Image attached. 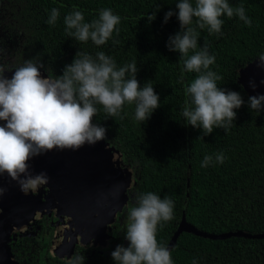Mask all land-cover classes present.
<instances>
[{
  "label": "trees",
  "instance_id": "trees-1",
  "mask_svg": "<svg viewBox=\"0 0 264 264\" xmlns=\"http://www.w3.org/2000/svg\"><path fill=\"white\" fill-rule=\"evenodd\" d=\"M176 2L0 0V47L7 49L0 62L20 66L24 60L33 59L43 63L47 75L60 76L80 50L93 57L103 51L118 67L135 61L140 86L151 81L160 107L143 123L134 118V104L124 106L123 119L107 116L99 105L93 117V123L107 129L105 140L134 172V184L127 191L125 230L128 208L134 206L138 194L150 191L174 201V218L158 226L157 240L165 246L182 216L210 233H264V111L249 109V97L240 83L241 69L264 53V0H229L233 6H244L251 27L238 17L224 16L222 35L197 29L198 48L207 42L209 54L215 56L210 70L223 78L217 81L218 86L240 93L245 101L235 110L237 118L227 132L217 128L207 136L201 129L185 125L182 116L185 87L196 74L184 71L180 53L166 46L169 37L180 31L176 15L164 23L166 12H178ZM157 7L156 18L149 23L147 15ZM52 8L60 11L55 25L46 23ZM102 8H110L121 17L118 36L114 32L102 46L67 36V14L80 10L85 22H91ZM219 153L226 157L223 164L215 162ZM205 155L213 156V162L202 167ZM115 247L114 243L102 260L96 256L95 264H115L111 257ZM170 250L174 264H264V237L210 239L183 231Z\"/></svg>",
  "mask_w": 264,
  "mask_h": 264
},
{
  "label": "clouds",
  "instance_id": "clouds-1",
  "mask_svg": "<svg viewBox=\"0 0 264 264\" xmlns=\"http://www.w3.org/2000/svg\"><path fill=\"white\" fill-rule=\"evenodd\" d=\"M178 12L165 13L164 23L176 15L180 31L170 36L168 50L179 52L184 71L195 73L194 79L185 87L182 116L185 125L202 130L203 136L214 129L231 128L237 118L235 110L245 104L241 94L223 89L217 81L223 78L210 66L215 56L209 54L207 42L198 48L200 32L221 34L224 20L238 17L251 27L252 20L241 4L233 6L229 0H178ZM159 7L147 15L151 23ZM60 16L52 8L46 21L55 25ZM121 17L110 8H102L98 18L85 22L82 11L73 10L64 17L65 31L75 41L96 46L105 45L118 36ZM118 43V41H113ZM192 52L189 55V52ZM7 49L0 47V60ZM258 67L264 68V53L256 58ZM43 63L33 59L24 60L20 66L0 62V175L7 174L19 185L25 195H35L49 183L47 172L33 175L30 161L53 150L77 151L85 144L94 146L106 139L107 129L93 123L101 106L109 117H120L126 104L135 105L134 118L146 122L153 111L160 107V97L151 81L141 87L137 79L139 71L133 61L117 66L116 61L105 52L95 57L80 50L71 64L65 65L62 75L41 76ZM12 73L11 78L5 75ZM255 89V83L250 81ZM247 105L251 111H264V95L250 96ZM126 115V113H125ZM223 153L215 155V162L223 164ZM213 162V156L205 155L202 167ZM7 189L0 187V197ZM174 218V201L153 192L140 193L134 206L128 208L125 247L117 245L111 257L115 264H174L171 250L157 240L158 226ZM83 254L65 257L64 264H84ZM195 264V262H194Z\"/></svg>",
  "mask_w": 264,
  "mask_h": 264
},
{
  "label": "rangeland",
  "instance_id": "rangeland-1",
  "mask_svg": "<svg viewBox=\"0 0 264 264\" xmlns=\"http://www.w3.org/2000/svg\"><path fill=\"white\" fill-rule=\"evenodd\" d=\"M43 71L41 68V76L46 78L47 75ZM5 75L11 78L12 73L6 72ZM3 123L5 122L0 121V124ZM87 146L93 159L91 166L93 175L89 193L85 199L78 194V192L83 193L84 190L83 192H74V187L67 183L65 177L59 171L54 168L52 170L48 166L53 163L47 159H44L43 164L42 160H38L36 165L30 163V171L33 175L44 171L49 176V183L41 187L35 195L31 193L25 195L20 191L19 185L11 180L7 174L0 175V187L7 189L0 198L11 200L7 203L11 206L9 211L0 212V220H4L5 223V228L0 229V264H14L6 251L5 242L1 240L3 232L10 230L8 220L17 218L14 211L10 210L17 202L12 198L25 199L23 205L28 210L25 212L26 217H39L52 212L55 215H61L62 221L57 225L58 227L61 225V227L56 230V237L51 250L53 254L64 260L65 257H71V249L75 243L96 245L101 241L106 227L113 223L118 212L127 205L128 200L126 201V197L123 195L125 193L123 188H125L124 176L127 172L125 168H129V166L124 162L123 156L118 150L105 140L96 143L94 146ZM130 188L126 187V192ZM67 234L72 236V240L71 238L68 239ZM106 237L108 239V235ZM107 239L99 245L103 246Z\"/></svg>",
  "mask_w": 264,
  "mask_h": 264
},
{
  "label": "flooded vegetation",
  "instance_id": "flooded-vegetation-1",
  "mask_svg": "<svg viewBox=\"0 0 264 264\" xmlns=\"http://www.w3.org/2000/svg\"><path fill=\"white\" fill-rule=\"evenodd\" d=\"M13 199L17 200V202L10 210L14 211L17 218L8 220L10 230L4 231L1 236V240L6 244V251L12 260L17 264H64V259L53 254L51 250L56 237V230L61 227V225L57 226L62 221L61 215H55L52 212L39 217H26L25 212L28 210L23 205L25 199L19 197ZM9 201L11 200L0 198V212L9 211L8 209L11 207L7 204ZM126 206L118 212L113 223L106 227V231L99 243L96 245L75 243L71 249V256L73 254H83L85 256L84 264H95L94 258L99 256L102 260V257L108 255L107 252L113 247L114 243L117 246V242L121 241L124 246L127 243L124 238L126 231L124 225ZM3 221L0 220V229L5 228ZM67 236L68 239L71 238L72 240L70 234H67ZM106 239L107 241L103 246L99 245ZM65 241L67 240L65 239Z\"/></svg>",
  "mask_w": 264,
  "mask_h": 264
},
{
  "label": "water",
  "instance_id": "water-1",
  "mask_svg": "<svg viewBox=\"0 0 264 264\" xmlns=\"http://www.w3.org/2000/svg\"><path fill=\"white\" fill-rule=\"evenodd\" d=\"M258 63L259 61L257 59L253 60L252 62L247 64L244 68H242L240 72V75H241L240 83H241L242 88L247 93L248 97L264 95V68L258 67L257 66ZM250 81L255 83V89H253V87L250 86ZM89 151L90 150L87 144H85L83 147H81L77 151L53 150L44 155L33 158L29 163L36 165L38 160L40 161L42 160L41 162L43 164L45 161L44 159H47L48 161H52L53 164L50 163V165L48 166H50L52 170L55 169L56 171H59V173L63 177H65V179L67 180V183H69L70 185L74 187V192L76 191L83 192L84 190L83 193L78 192V194L81 195L85 199L89 193L91 178L93 175L92 169H91L93 159L91 155L89 154ZM125 169L127 170V172H125V176H124L125 188H123V190L125 191V193H123V195L126 197V201H127L128 193L126 192L125 189L126 187L130 188L133 185L134 172L130 167L129 168L126 167ZM183 231L190 232L195 235L210 238V239H225L231 236H242V237H248V238L264 237V233H249L244 230L227 231V232H222V233H210V232L198 229L193 224L186 221L184 216H182V219L178 223L172 237L170 238L167 244V247L169 249H171L174 246L179 234ZM14 264H17V263L14 262Z\"/></svg>",
  "mask_w": 264,
  "mask_h": 264
}]
</instances>
